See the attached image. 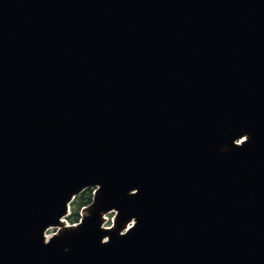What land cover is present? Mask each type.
Returning <instances> with one entry per match:
<instances>
[{
  "label": "water",
  "instance_id": "obj_1",
  "mask_svg": "<svg viewBox=\"0 0 264 264\" xmlns=\"http://www.w3.org/2000/svg\"><path fill=\"white\" fill-rule=\"evenodd\" d=\"M0 264H264V0H0Z\"/></svg>",
  "mask_w": 264,
  "mask_h": 264
},
{
  "label": "trees",
  "instance_id": "obj_2",
  "mask_svg": "<svg viewBox=\"0 0 264 264\" xmlns=\"http://www.w3.org/2000/svg\"><path fill=\"white\" fill-rule=\"evenodd\" d=\"M91 202V189H85L82 193L76 196L73 202L70 204L73 207L71 215L68 217L69 222H75L77 220L78 211Z\"/></svg>",
  "mask_w": 264,
  "mask_h": 264
},
{
  "label": "rangeland",
  "instance_id": "obj_3",
  "mask_svg": "<svg viewBox=\"0 0 264 264\" xmlns=\"http://www.w3.org/2000/svg\"><path fill=\"white\" fill-rule=\"evenodd\" d=\"M71 207V205H70ZM71 212L73 211V207L70 208ZM112 215L113 214H110V215H107L108 216V219L111 220L112 218ZM66 222H68L67 218H65ZM105 226H109L110 225V221H107L105 224ZM57 231V228H49L47 231H46V234L47 236H51L53 233H55Z\"/></svg>",
  "mask_w": 264,
  "mask_h": 264
},
{
  "label": "built area",
  "instance_id": "obj_4",
  "mask_svg": "<svg viewBox=\"0 0 264 264\" xmlns=\"http://www.w3.org/2000/svg\"><path fill=\"white\" fill-rule=\"evenodd\" d=\"M92 193H94V191L92 192ZM109 213H107L105 216H103L104 217V222L106 223L107 221H109V219H108V215ZM82 217H83V211L81 210L80 212H79V216H78V221H77V223H74V224H72V226H75L76 224H78L81 220H82ZM111 221H113V219H111ZM67 224V223H66Z\"/></svg>",
  "mask_w": 264,
  "mask_h": 264
},
{
  "label": "bare ground",
  "instance_id": "obj_5",
  "mask_svg": "<svg viewBox=\"0 0 264 264\" xmlns=\"http://www.w3.org/2000/svg\"><path fill=\"white\" fill-rule=\"evenodd\" d=\"M49 236L46 235V239L48 238Z\"/></svg>",
  "mask_w": 264,
  "mask_h": 264
}]
</instances>
